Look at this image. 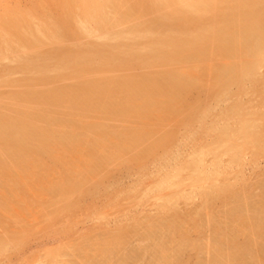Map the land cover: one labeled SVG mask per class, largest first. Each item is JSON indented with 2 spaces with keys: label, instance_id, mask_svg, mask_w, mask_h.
<instances>
[{
  "label": "rangeland",
  "instance_id": "1",
  "mask_svg": "<svg viewBox=\"0 0 264 264\" xmlns=\"http://www.w3.org/2000/svg\"><path fill=\"white\" fill-rule=\"evenodd\" d=\"M137 1L141 0H101L98 4L102 21L98 23L99 27L86 22L87 25H93L87 32L61 35L55 30L51 33L53 38L47 37L41 43L21 38L17 40L16 45H20L17 50L0 48V118L9 124L25 117L29 121L22 119L26 121L30 134L28 140L19 141L24 142L19 143L20 147L16 150L10 145L3 146L0 140V164L3 166L0 167V171H3L0 172V264H264V28H261L264 27V0L242 1L250 5L257 1L256 21H259L255 22V26L259 22L261 27H258L262 33V36L249 33L246 37L239 36L240 30L238 32L232 26L231 32L237 31L236 35L232 32L233 36L231 32H226L229 27L227 29L224 26L225 31L220 28V23L225 19L224 5L230 2L236 6L241 5L238 0L237 3L235 0H207L209 3L205 8L202 3L205 5L206 0H183V4L182 0H167L155 9L158 15L153 14L155 11L149 15L143 8H132L130 3ZM175 1L181 2L175 4ZM200 5L204 13L206 10L209 13L206 11L202 16L199 13L190 14L191 17L187 15L190 9L198 10V6L200 9ZM212 6L214 9L210 8ZM174 8H187L185 13H188L180 11V15L179 9L177 11ZM68 10L69 4L64 0H0V37L4 35L3 19H14L20 13H29L34 15L33 25L40 26L42 18L46 16L53 19L67 18ZM177 13L179 18L184 14L190 18L194 16L195 24H190L192 21L187 23L185 16L181 19L183 24L175 26L178 30L171 27L166 34L169 37L173 35L176 40L181 39L177 38L182 37L181 34L186 37L193 35L192 42V37H187V41L193 43L191 50L186 52L185 57L179 56L178 53H182L186 43V40H181L172 49L177 53L172 51L174 54L170 55V61L167 56H162L156 59L158 63L154 62L153 66L138 65V58L132 56L131 51L128 52L135 44L131 41L139 36L135 30L139 29L141 34H146L147 26L151 29L159 15L175 24L173 19L180 20ZM209 14L214 15L212 17ZM205 15L212 17V22ZM198 21L202 22L201 25ZM142 29H145V33ZM34 31L28 34L30 39L37 36V31V34ZM196 32L200 37L195 36ZM214 33L221 36H216V43L212 39ZM155 36L151 34L153 40L157 39ZM110 40H119L120 56L124 55L100 71L95 67L100 60L98 55L103 52V45ZM182 42L184 44L181 46ZM257 45L260 46V53L254 58L252 53H256ZM224 50L228 53L225 54ZM248 52L250 54L246 58ZM228 54L232 57L229 55L227 59ZM235 55L238 58L235 59ZM34 56L39 58L43 69L21 72V64L25 66L29 62L27 60L36 59ZM90 56L94 57L93 60L96 58V63L91 64L88 71L81 69L88 63L86 59ZM123 57L126 58L123 60ZM133 57L137 58L136 62L132 61L135 60ZM230 57L237 64L235 61L228 62ZM243 58L253 64L246 65L252 67V70L247 69L246 72ZM66 59L80 68L68 70L69 73H63L62 76L54 67L61 66ZM164 59H167L166 62ZM229 64L231 66L227 67ZM239 64L243 66L244 73L241 75L238 72L240 79L237 75L230 78L231 85L226 77L235 70L234 67H237L236 71H241ZM169 71L189 77L194 73L197 75L191 77V83L188 79L187 82L185 78L183 82L181 79V83H190V89L187 88L190 95L187 90L185 92L188 94L187 100L186 94L178 91L177 86L183 85L179 84L180 81L171 79V82L168 78L171 85L174 82L178 84L169 88L166 77H157V81L152 83L145 80L150 74L154 76ZM32 73H35L36 78L37 73L50 76L41 81L44 76L35 80ZM25 78L33 82H27ZM225 78L228 83H225ZM22 79H25L24 82ZM164 82L167 85H163ZM192 82H198L199 85H193ZM238 83L240 86H237ZM135 84L139 87L136 88ZM217 85L227 92L222 91V88L220 92L217 91ZM226 85H229L228 89ZM80 88L87 92L83 93V104L77 102L78 96H81L77 91ZM174 88L177 92L172 90ZM164 93L169 97L162 95ZM179 95L184 101L177 107L176 103L179 104L181 100ZM144 96L148 102L142 107ZM162 98L164 101H161ZM157 101L162 102L160 107V104L156 105ZM135 103L141 108L133 106ZM173 106L175 109L171 108V111L170 107ZM151 107L154 110H150ZM142 108L146 111L143 110L144 115ZM133 110H140V115ZM242 124L247 126L245 132ZM222 131L227 133L221 137ZM249 131L256 132L253 136L258 139H254ZM135 132H142L143 137L140 134L133 136ZM129 141L130 145H127ZM49 149L55 151L51 153ZM5 154L7 156L3 157ZM196 177L203 183L198 180L195 185ZM67 183L70 189L74 184L71 190ZM65 191L69 193L65 195ZM58 198L59 201H56Z\"/></svg>",
  "mask_w": 264,
  "mask_h": 264
},
{
  "label": "bare ground",
  "instance_id": "2",
  "mask_svg": "<svg viewBox=\"0 0 264 264\" xmlns=\"http://www.w3.org/2000/svg\"><path fill=\"white\" fill-rule=\"evenodd\" d=\"M64 1H66L68 4H69V10H68V12H66V13H68L66 16H67V18H65V17H60V18H58V19H53V18H49V17H43L42 18V20H43V22H42V25H40V26H34L33 25V20H32V18H33V16L34 15H32L31 16V14H27V13H20V14H18V15H16V17L14 18V19H10V18H7V19H3L2 21H1V23H2V27H3V31H4V35L2 36V37H0V48H1V50H4V49H7V50H17V49H19V47H20V45L18 46V45H16V43H17V40H21V38H26V39H29V40H31L32 42H34V43H41V42H43L47 37H51V38H53L54 37V35L53 34H51V33H53L52 31H55V30H58L60 33H61V35H65V34H69V33H80V32H87L88 30H89V27L90 26H93V25H95L96 27L98 26L99 27V24H100V20H101V10H100V5L98 4L101 0H64ZM105 0H103V2H104ZM168 2L167 0H141V1H137V2H133V3H130L131 5H132V8H135V7H140V8H143L144 9V11H146L147 13L149 12V15H150V12L152 13L153 11H155V12H153V14L155 13V14H157L158 15V13H156V11L157 10H155L156 8H157V6L159 5V4H163L164 2ZM204 1V0H203ZM219 1V0H218ZM218 1H215V2H218ZM231 1V0H230ZM229 1V2H230ZM236 1V0H235ZM234 1V2H235ZM242 1L243 0H238V2H241V5H238V6H236L235 4H232V2H230V3H226L227 5V7L224 5V7H225V19H224V22H221L220 23V28L221 29H223L224 28V31L226 30L225 29V27L224 26H226V28L228 29V27H229V30L228 31H226L227 33L229 32H231V29H230V26H232L234 29L235 28H237V30H238V32H239V30H240V32L242 33V35H240L239 33V36H241V37H243V36H245V35H249V33L251 34H253V36L254 35H258L259 36V34H260V32H261V30H260V28L258 27V26H260L261 27V25L260 24H258V23H256L257 25L255 26V22H257V21H259V19L256 21V17H258L257 15H258V11L256 10V8H258V7H256V4H257V1L255 2V4H252V5H250V3L248 4V3H245V4H247V5H245V4H243L242 3ZM244 1H246V0H244ZM248 1V0H247ZM246 1V2H247ZM129 2H132V0H129ZM173 2H174V0H173ZM177 1H175V4H179V2H181V1H178V3H176ZM171 3V2H170ZM188 3V2H187ZM206 4L204 5L203 3H202V6L205 8V7H207V3H209V1L207 2V0H206V2H205ZM219 3V2H218ZM235 3H237V1L235 2ZM260 3V2H259ZM258 3V4H259ZM66 4V3H65ZM182 4H183V0H182ZM243 4V5H242ZM67 5V4H66ZM65 5V6H66ZM197 5H199V4H197ZM211 5V4H210ZM212 5H214V4H212ZM217 5V4H216ZM215 5V9H216V7L218 6H216ZM235 5V6H234ZM160 6V5H159ZM172 6V5H171ZM201 5H200V9H199V6H198V10H197V8H193V9H190L188 12H189V14H187L188 12H186L185 13V11L186 10H188L187 8L185 9V10H180L181 8H178L179 9V11H178V9L177 8H174L175 10H177L178 11V13L180 14V11L181 12H184L185 14H187V15H192V14H194L195 15V13H197V15H198V13L199 14H201V16L202 15H204L205 13H206V11H205V13L202 11L204 8L202 7ZM209 6V5H208ZM259 6V5H258ZM261 7H263L262 6V3H261V5H260ZM260 6H259V8H260ZM67 7V6H66ZM107 7V6H106ZM173 7V6H172ZM190 7H193V5H191ZM195 7H196V5H195ZM202 7V8H201ZM219 7V6H218ZM159 8V7H158ZM211 9H214V7L212 6V7H210ZM220 8V7H219ZM218 8V9H219ZM171 9V8H170ZM104 10V9H103ZM162 10V9H161ZM223 10V11H224ZM261 10H263V8L262 9H260L259 11H261ZM67 11V10H66ZM105 11V10H104ZM215 11V10H214ZM216 11H217V9H216ZM194 12V13H193ZM211 12V11H210ZM221 12V11H220ZM174 13V12H173ZM172 13V14H173ZM177 13V14H178ZM183 13V14H184ZM204 13V14H203ZM207 13H209V10L207 11ZM214 13V12H213ZM224 13H222V14H224ZM261 13V12H260ZM263 13V12H262ZM261 13V14H262ZM153 14H151V15H153ZM162 14V13H161ZM176 14V15H177ZM179 14L177 15L178 16V19H180V20H174L173 19V21L175 22V24H173L172 22H169V20H167L168 18H164L163 19V14L162 15H159V19H160V17L162 18V19H160V21H159V19L156 21V23L154 24V23H152V24H154L153 25V27L151 26V29H149L150 28V26L148 27L147 26V28L149 29H147V30H145V29H142L143 30V33H145V31H146V34H141L142 32L139 30V29H137V30H135V32H137L138 34H139V36H138V38L136 37L135 39L134 38H131V39H134V40H132L131 42H133V43H135L134 45H132L131 46V48H130V50L128 49V52L129 51H131V54H132V56H136L137 58H135V57H133V58H135V60H132V61H134V62H136V59H137V63H138V65H140V66H153V64H154V62H157L158 63V60L156 61V59H158V58H160V57H162V56H167V59L170 57V55L174 52V53H177V51H173L172 49L174 48V47H176L177 46V43L179 44V42H181V40L183 41V40H186V43H185V45H183V47H184V50L182 51V53L181 52H179L178 54H180L179 56H181V55H183V57H185L186 56V52L188 51V50H191L190 48L193 46V43H191L192 42V39H193V35L192 36H190V35H188L187 37H188V39H190L191 37V42H188L187 41V37H186V35H184L183 36V34H181V33H183L182 32V30L183 29H185V27L184 28H182V30H181V35H182V37H186L185 39L184 38H182V37H178L177 36V38H181L180 40L179 39H177L176 40V38L174 37L173 38V35H172V37H169L167 34H168V31H169V29L172 27V29H174V27L175 26H179L181 23L183 24V22L181 21V19L182 18H185V16L187 17L186 18V22L188 23V22H193V18H194V16H193V18H190L191 17V15H190V17L189 16H187V15H182L183 17H181L180 16V18H179ZM215 14H217V12L215 13ZM104 15V14H103ZM181 15V14H180ZM210 15V14H209ZM207 16V15H205V17H209L210 18V20H209V18H208V20H209V22H212V17H213V15L214 14H211L212 15V17H210V16ZM264 15V14H263ZM223 16V15H222ZM111 17V16H110ZM154 17V18H155ZM217 17V16H216ZM251 17H252V19H251ZM260 17V16H259ZM13 18V17H12ZM41 18V17H40ZM88 18V19H87ZM155 18V19H156ZM204 18V17H203ZM254 18H255V21H254ZM38 19V18H37ZM72 20V21H70V20ZM155 19H153V21L155 20ZM216 19V18H215ZM263 19H264V17H263ZM107 20V19H106ZM105 20V21H106ZM172 20V19H171ZM200 20L202 21V17L200 18ZM205 20H206V18H205ZM220 21H221V19H219ZM218 19L216 20V21H219ZM262 20V19H261ZM260 20V21H261ZM102 21V20H101ZM152 21V20H151ZM151 21H150V23H151ZM152 21V22H153ZM177 21V22H176ZM184 21V23H186ZM201 21H198L199 22V24L201 25ZM216 21H214V23L216 22ZM226 21V22H225ZM86 22H92V24L93 25H87V23ZM201 22V23H200ZM35 23V22H34ZM99 23V24H98ZM203 23H205V25H207L206 24V22H203ZM216 23H218V22H216ZM224 23V24H223ZM181 24V25H182ZM190 24H192V25H194L195 24V20H194V22L193 23H190ZM1 25V24H0ZM187 25H189V24H187ZM204 25V24H203ZM202 25V26H203ZM209 25V24H208ZM263 25V24H262ZM199 26V25H198ZM212 26V25H211ZM215 26V25H214ZM95 27V28H96ZM146 27V26H145ZM177 27H175V30H178V29H176ZM183 27V26H182ZM194 27V26H193ZM203 27H205V26H203ZM216 27V26H215ZM218 27V26H217ZM254 27H257V28H254ZM188 28V27H187ZM254 28V29H253ZM262 28V30H263V28L264 27H261ZM197 29V28H196ZM208 29V28H207ZM219 29V28H218ZM32 30H35L34 31V33L37 31V33H35V34H37V36L34 38V39H30L29 38V36H28V34L32 31ZM145 30V31H144ZM189 30V29H188ZM200 30H201V26H200ZM203 30H206V28H203ZM233 30V29H232ZM158 33H160V34H158V35H156L155 36V34H157V32ZM174 31V30H173ZM190 31V30H189ZM191 31H194L193 29H191ZM197 31V30H196ZM223 31V30H222ZM66 32V33H65ZM195 32V31H194ZM199 33H200V31H198ZM211 32H214V30L213 31H211ZM211 32H208V33H210L211 34ZM233 32V31H232ZM232 32L230 33V35L231 36H233V34H234V32H235V35L237 34V31H234L233 32V34H232ZM253 32H255V34L253 33ZM56 33V32H55ZM167 33V34H166ZM205 33H206V31H205ZM151 34H154V36L157 38V39H155V40H153L152 39V37H153V35H152V37H151ZM192 34H194V33H192ZM210 34H208L209 36H207V37H209L210 38ZM215 34V33H214ZM219 34V33H218ZM148 35H150V37L148 36ZM212 35H213V33H212ZM33 36V35H32ZM132 36H134V35H132ZM157 36H159V37H157ZM195 36H198V34H197V32H196V34H195ZM203 36H204V34H203ZM216 36H219V38L221 37L220 35H216L215 34V36H214V38H212L213 39V41L215 42L216 40H214L215 38H216ZM260 36H262V33L260 34ZM135 37V36H134ZM139 37H141L140 39H139ZM198 37H200V36H198ZM197 37V38H198ZM237 37V36H236ZM246 37V36H245ZM233 39H234V37H232ZM256 38V37H255ZM257 38H259V37H257ZM115 39V38H114ZM130 39V38H129ZM196 39V38H195ZM254 39V38H253ZM224 39H222V41H223ZM239 40V39H238ZM245 42H247L245 39H243ZM255 40H258V39H255ZM259 40H261V39H259ZM119 41V40H118ZM118 41H116V40H110V41H105L106 42V44L105 45H103L104 46V50H103V52L101 51V53L98 55L99 56V58H100V60L98 61V63H97V66H95V67H97V69L98 70H102L103 68H105V67H107L108 66V64H110V63H113L114 61H116V60H118L119 59V56H120V50H119V48H120V44L121 43H119ZM178 41V42H177ZM212 41V42H213ZM222 41H220V42H222ZM237 41V40H236ZM240 41V40H239ZM249 41V40H248ZM262 41V40H261ZM194 42V41H193ZM195 42H197V39L195 40ZM202 42V41H201ZM224 42V41H223ZM231 42V41H230ZM251 42V41H250ZM20 43V42H19ZM127 43H129V42H127ZM199 43V42H198ZM197 43V44H198ZM216 43V42H215ZM233 43V42H232ZM241 43V42H240ZM254 43V42H253ZM21 44V43H20ZM182 44H184L183 42L181 43V46H182ZM200 44V43H199ZM197 45V47H199L200 45ZM213 44V43H212ZM227 44V43H226ZM228 44H230L229 42H228ZM234 44H235V42H234ZM255 44V43H254ZM253 44V45H254ZM257 44V43H256ZM216 45V44H215ZM214 45V46H215ZM180 46V47H181ZM23 47H24V45H23ZM134 47V48H133ZM196 47V48H197ZM211 47H213L212 45H211ZM210 47V48H211ZM224 47V46H223ZM236 47V46H235ZM238 47H239V45H238ZM242 47V46H241ZM248 47V46H247ZM258 47H259V49H260V46H256V49H255V51H254V49H253V51L254 52H256V53H252V54H254L253 55V57L257 54V53H260V50L258 49ZM127 48V47H126ZM182 48V47H181ZM216 48V47H215ZM225 48V47H224ZM227 49H228V47H226ZM229 48H232V47H229ZM253 48H255V47H253ZM263 48V47H262ZM261 48V49H262ZM101 49V48H100ZM198 49V48H197ZM221 48L219 47V50H220ZM247 49V48H246ZM259 51H258V50ZM0 50V51H1ZM127 50V49H126ZM195 50V49H194ZM216 50V49H215ZM122 51H124V49L122 50ZM173 51V52H172ZM196 51V50H195ZM206 51V50H205ZM225 51V50H224ZM224 51H221L222 53H224ZM234 51H235V48H234ZM236 51H241V50H236ZM251 51H252V49H251ZM250 51V52H251ZM252 51V52H253ZM4 52V51H3ZM99 52V51H98ZM127 52V51H126ZM208 52V51H207ZM226 52V51H225ZM232 52H233V50H232ZM250 52H248V56L246 57V58H248L249 57V54H250ZM6 53V52H5ZM173 53V54H174ZM198 52H196L195 54H197ZM219 53V52H218ZM228 52H226L225 54H227ZM242 53H243V51H242ZM7 54V53H6ZM131 54H130V57H131ZM194 54V55H195ZM199 54H200V52H199ZM203 54V53H202ZM201 54V56H203ZM221 54V53H220ZM231 54V53H230ZM230 54H228L227 55V59L229 58L228 56L230 55ZM239 54H241V53H239ZM251 54V55H252ZM3 55V54H2ZM1 55V56H2ZM11 55V54H10ZM122 55H124V54H121V56L120 57H122ZM128 55H129V53H128ZM185 55V56H184ZM222 55V54H221ZM231 55H233V54H231ZM230 55V56H231ZM237 55V54H236ZM235 55V59L236 58H238V56H236ZM258 55V54H257ZM23 56V55H22ZM177 56V55H176ZM179 56H177V57H179ZM223 56H226V55H224L223 54ZM245 56V55H244ZM260 57H261V54L259 55ZM259 56H256V57H258V58H260ZM35 58H36V56H34ZM34 57H32V58H34ZM40 57V56H39ZM91 57V56H90ZM88 57V59H86L87 61H88V63H86V64H84V66L81 68V69H87V71L88 70H90L89 68L92 66L91 64H94V63H96V58L93 60V58L94 57ZM189 57V56H188ZM196 57V56H195ZM200 57V56H199ZM232 57V56H231ZM230 57V58H231ZM234 57V56H233ZM239 57H242V56H239ZM126 58V57H125ZM124 57H123V60L125 59ZM171 58V57H170ZM170 58H169V60L168 61H170ZM192 58V57H191ZM255 58V57H254ZM69 59V58H68ZM68 59H66V61H64V62H62L61 64V66H56V67H54L57 71H59V73L61 72L62 73V76L64 75L63 73H65L66 74V72L68 71V70H71V69H73V71L74 70H78L80 67H77V65L75 66L74 64H72V61L71 60H68ZM131 59H132V57H131ZM166 59V60H167ZM205 59V58H204ZM203 59V60H204ZM227 59H223V60H226V61H228ZM244 59V58H243ZM257 59V58H256ZM165 60V59H164ZM164 60H162L161 62H163ZM166 60L164 61V62H166ZM198 60V59H197ZM199 60H201V59H199ZM222 60V59H221ZM249 60H251V62H253V60L252 59H249ZM259 60H261V58L259 59ZM1 61H2V59H1ZM27 61H29V62H27V63H25L26 65L25 66H22V64H21V68H20V70H22L21 72H27V73H29V71H34V72H36V71H38V70H40V61H39V58H36V59H31V60H27ZM127 61H129V60H127ZM194 61H196L195 59H194ZM209 61H211L210 59H209ZM235 61V60H234ZM234 61H232V58H231V60L230 61H228V62H234ZM237 61H239L238 59H237ZM242 61V60H241ZM160 62V63H161ZM163 62V63H164ZM225 62V61H224ZM256 62V61H255ZM259 61L257 60V64L259 65V63H258ZM74 63V62H73ZM114 63H116V62H114ZM120 63V62H119ZM130 63V62H129ZM235 63H236V61H235ZM240 63V62H239ZM244 63H246L245 64V67H246V65H248L249 63H248V61L246 60L245 61V59H244ZM243 63V64H244ZM20 64V63H19ZM48 64H50V63H48ZM90 64V65H89ZM169 64V63H168ZM187 64V63H186ZM201 64V63H200ZM237 64V63H236ZM252 63H250L249 65H251ZM257 64H255L256 66H257ZM199 65V64H198ZM241 65H242V63H241ZM253 65V64H252ZM197 66V65H196ZM200 66H202V64L200 65ZM213 66V65H212ZM229 66H231L230 64L227 66V67H229ZM236 66V65H235ZM113 67H115V65H113ZM211 67V66H210ZM242 67V68H241ZM240 67V64H239V69L241 68V71L239 70V71H236L237 70V67H234L233 69H235V70H233L231 73H230V75L229 76H227L226 78H229L228 79V81L230 80V78L232 79L234 76H236L237 75V77L240 79V77L238 76L239 74H243L244 72H243V66H241ZM250 67V66H249ZM255 67V66H254ZM258 67V66H257ZM256 67V68H257ZM18 68V69H19ZM111 68H112V65H111ZM252 67H250V68H248V67H246V72H247V69H249V70H252L251 69ZM4 69V68H3ZM7 69V68H6ZM41 69H43V68H41ZM93 69V68H92ZM182 69H183V67H182ZM209 69V68H208ZM213 69V68H212ZM219 69H220V67H219ZM254 69V68H253ZM7 70H9V69H7ZM13 70V69H12ZM46 70V69H45ZM194 70V69H193ZM215 70V69H214ZM86 71V70H85ZM86 71V72H87ZM179 71V70H178ZM208 71H210V70H208ZM256 71V70H255ZM47 72V71H46ZM80 72V71H79ZM84 72V71H83ZM170 72V71H169ZM180 72V71H179ZM187 72V71H186ZM186 72H184V73H186ZM238 72H240L239 74H238ZM4 73H5V75H6V72L4 71ZM43 73V72H42ZM67 73H69V72H67ZM74 73V72H73ZM92 73V72H91ZM96 73V72H95ZM189 73V72H188ZM187 73V74H188ZM210 73H211V71H210ZM217 73H219L218 71H217ZM224 73H225V70H224ZM223 73V74H224ZM253 73V72H252ZM251 73V74H252ZM33 74V73H32ZM35 74V73H34ZM33 74V76L35 77V75ZM38 74V73H37ZM36 74V76H37V78L38 77H40L41 75H37ZM46 74V73H45ZM44 74V75H45ZM49 74V73H48ZM47 74V75H48ZM71 74V73H70ZM89 74H90V72H89ZM92 74H94V73H92ZM91 74V75H92ZM212 74V73H211ZM216 74V73H215ZM247 74H249V73H247ZM250 74V75H251ZM254 74H255V72H254ZM253 74V75H254ZM8 76H9V74H7ZM12 75V74H11ZM44 75H42V76H44ZM61 75V74H60ZM67 75V74H66ZM72 75V74H71ZM192 75V76H191ZM190 76L191 77H196L197 75H195V73L194 74H191ZM225 75V74H224ZM227 75V74H226ZM244 75H246V74H244ZM4 76V75H3ZM32 76V77H33ZM41 76V77H42ZM50 76V75H49ZM49 76H47V77H49ZM217 76V75H216ZM40 77V78H41ZM46 76H44L43 77V79L41 78H38V80L40 79L41 81H43L44 79H46L47 78ZM67 77H69V76H67ZM157 77H166V80L168 79V78H170V81H171V79H173V81H175V82H179L180 81V85L181 84H183L182 86H177V87H179L178 88V91H180V92H183V93H185L186 92V90H187V93L190 91H188V89H190L189 88V84L191 83V81L193 80V78H191V77H189V75L187 76L186 74H178V73H175V71L173 72L172 71V73L170 72V73H162V72H160V74H156V75H154V76H151V74H150V76L148 75V77L146 76V81L148 82H150L151 81V83L153 82V81H157L156 80V78ZM203 77V76H202ZM210 77V76H209ZM214 77H215V75H214ZM244 77V76H243ZM247 77V76H246ZM23 78H24V76H23ZM36 78V77H35ZM37 78L35 79V80H37ZM64 78V77H63ZM142 78V77H141ZM184 78H185V80L186 79H188V81L190 82L188 85L187 84H184V83H181V79H182V82H183V80H184ZM205 78H207V77H205ZM215 78H217V77H215ZM226 78L224 79L225 80V83H228V82H226ZM242 78V77H241ZM26 79V78H25ZM25 79H22V81L23 80H25ZM34 79V78H33ZM69 79V78H68ZM84 79V78H83ZM123 79V78H122ZM140 78H138V80H139ZM165 79V78H164ZM191 79V80H190ZM202 79V78H201ZM212 79V78H211ZM28 80L29 79H26V81L28 82ZM31 80V79H30ZM29 80V81H30ZM47 80V79H46ZM86 80H87V77H86ZM136 80V79H135ZM166 80H164L165 82H166ZM184 80V81H185ZM200 80V79H199ZM235 80V79H234ZM19 81H21V79L19 80ZM32 81V80H31ZM85 81V80H84ZM83 81V82H84ZM137 81V80H136ZM135 81V82H136ZM139 81H141V80H139ZM163 81V80H162ZM169 80H167V82H168ZM231 81V80H230ZM229 81V83L231 84V82ZM24 82V81H23ZM26 82V83H27ZM33 82V81H32ZM32 82H31V84H32ZM40 82V81H39ZM81 82H82V80H81ZM80 82V83H81ZM89 82V81H88ZM142 82V81H141ZM160 82V81H159ZM162 83L163 85L164 84H166V83ZM172 82V81H171ZM172 83V85L173 84H177V83ZM186 82H187V80H186ZM185 82V83H186ZM199 82V81H198ZM198 82L197 83H195V82H192V84L194 85H199L198 84ZM214 82V81H213ZM235 82H236V84H237V81L235 80ZM20 83V82H19ZM22 83V82H21ZM126 83V82H125ZM145 83V82H144ZM216 82H214V84H215ZM29 84V83H28ZM82 84V83H81ZM80 84V85H81ZM85 84H87L86 82H85ZM84 84V85H85ZM126 84H128V83H126ZM157 84H160V83H157ZM224 84V83H223ZM233 84H234V81H233ZM240 83H238V85L237 86H240L239 85ZM95 85V84H94ZM143 85V84H142ZM144 85H146V83L144 84ZM161 85V84H160ZM159 85V86H160ZM167 85V84H166ZM168 85H169V88L172 86L171 85V83L170 82H168ZM178 85V84H177ZM232 85V84H231ZM134 86H136V84L134 85ZM152 86V85H151ZM159 86H157V87H159ZM191 86V85H190ZM208 86H210V85H208ZM219 85H217V91H221L220 90V88H222L223 87V85H222V83H221V86L222 87H218ZM98 87H100V85L98 86ZM101 87H104V85L103 86H101ZM121 87H123L122 86V83H121ZM128 87H129V84H128ZM128 87H126V88H128ZM137 87H139V86H136V88ZM144 87V86H143ZM152 87H155V85L154 86H152ZM156 87V88H157ZM165 87H167V86H165ZM173 87H174V85H173ZM207 87V86H206ZM227 87H229V85L227 86L226 85V89H228ZM132 88V87H131ZM135 87H134V89H136ZM160 88H163L164 89V87H160ZM168 88V89H169ZM172 88V87H171ZM188 88V89H187ZM198 88V87H197ZM94 89H95V87H94ZM100 89H102V88H100ZM144 89H145V87H144ZM149 89V88H148ZM162 89V90H163ZM165 89H167V88H165ZM191 89H193L194 90V88L192 87ZM210 90H211V88H209ZM223 89V88H222ZM82 90H84V89H82V88H80V89H78L77 91L81 94V96H78V101L77 102H79L80 104H83L84 102H85V94L87 93V92H83ZM87 90V89H86ZM91 90V89H90ZM96 91H97V89H95ZM138 90H139V88H138ZM147 90V89H146ZM150 90V89H149ZM156 90V89H155ZM172 90H176L175 88L174 89H172ZM225 89H223L222 91H224ZM101 91V90H100ZM103 91H104V88H103ZM131 91H133L132 89H131ZM144 91V90H143ZM163 91H165V90H163ZM173 91V92H174ZM204 91V90H203ZM226 92H227V90H225ZM66 92V91H65ZM69 92V91H68ZM123 92V91H122ZM137 92V91H136ZM146 92H148V91H146ZM160 91L158 90V93H159ZM175 92H177V90L175 91ZM180 92H178V93H180ZM193 92V91H192ZM207 92V91H206ZM77 93V92H76ZM83 93H85V94H83ZM90 93V92H89ZM103 93V92H102ZM178 93H176V94H178ZM183 93H181L180 95H182V97H183ZM204 93V92H203ZM212 93H214V92H212ZM71 94V93H70ZM75 94V93H74ZM79 94V95H80ZM83 94V95H82ZM99 94H100V92H99ZM131 94V93H130ZM132 94H133V92H132ZM135 94V93H134ZM144 94H145V92H144ZM148 94H149V92H148ZM175 94V93H174ZM186 94V93H185ZM185 94H184V96H185ZM219 94V93H218ZM217 94V95H218ZM222 94V93H221ZM150 95V94H149ZM162 95H166V98L167 97H169V95H167V93H164V94H162ZM179 95V97H180V99H181V96ZM187 95L188 94H186V100H187ZM189 95H190V92H189ZM25 96V95H24ZM43 96H46V94L45 95H43ZM90 96V95H89ZM88 96V97H89ZM93 96V95H92ZM148 96V95H147ZM172 96H174L173 95V93H172ZM172 96H170V98L172 97ZM41 97V96H40ZM178 97V96H177ZM176 97V98H177ZM189 97V96H188ZM90 98V97H89ZM135 98V97H134ZM144 98H145V96H144ZM143 98V99H144ZM147 98V97H146ZM144 99V101H141V102H144V103H140L141 104V106L142 107H144V106H146L145 104H147V99ZM149 98V97H148ZM150 98H151V96H150ZM149 98V99H150ZM170 98H168V99H170ZM175 98V97H174ZM175 98V100H178V98L176 99ZM126 99V98H125ZM172 99V98H171ZM146 100V101H145ZM160 100V99H159ZM164 101V99L162 98L161 99V101ZM185 100V101H186ZM89 101V100H88ZM138 101V100H137ZM150 101H153V99H150ZM158 102L157 101V104H156V102L154 103V102H152L153 104H156V105H159L160 103L162 104V102ZM171 101V100H170ZM173 101V100H172ZM183 101H184V99H183ZM182 99L181 100H179V104H177L176 103V105H177V107H178V105H180L182 102ZM146 102V103H145ZM178 102V101H177ZM64 103V102H63ZM73 103V102H72ZM124 103V102H123ZM168 103V101L166 102V104ZM172 103H174V102H172ZM149 104V103H148ZM161 104L159 105V107L161 106ZM165 104V105H166ZM127 105V104H126ZM134 105H136V103L135 104H133V106ZM164 105V106H165ZM169 105H171L170 103H169ZM17 106V105H16ZM19 106V105H18ZM47 106V105H46ZM83 106H85V105H83ZM82 106V107H83ZM141 106L140 107H138L137 105L135 106V107H137V109L139 108H141ZM148 106V105H147ZM199 106V105H198ZM26 107V106H25ZM55 107V106H54ZM134 107V108H135ZM163 107V106H162ZM168 107V105L167 106H165V108H167ZM184 107V106H183ZM183 107H181V108H183ZM22 108V107H21ZM85 108V107H84ZM123 108V107H122ZM130 108H131V105H130ZM169 108V107H168ZM167 108V109H168ZM175 109L174 108V106L173 107H170V109ZM194 108H196V107H194ZM86 109V108H85ZM136 109V110H137ZM145 109H149L148 107H145ZM172 109H171V111H172ZM143 110H144V108H142L141 109V111L143 112ZM150 110H154L153 109V107H151L150 108ZM81 111V110H80ZM134 111V113H137L138 114V116L140 115L138 112L140 111V110H138V112L136 111L135 112V110H133ZM165 111V110H164ZM163 111V112H164ZM167 111V110H166ZM170 111V110H169ZM180 111V110H179ZM83 112V111H82ZM141 112V113H142ZM144 112L146 113V111L144 110ZM144 112H143V115H144ZM156 112V111H155ZM162 112V113H163ZM183 112V111H182ZM172 113V112H171ZM5 114V113H4ZM22 114V113H21ZM23 114H25V113H23ZM166 114H167V112H166ZM174 114V113H173ZM77 115V114H76ZM175 115V114H174ZM0 116H2V115H0ZM7 116V115H6ZM199 116V115H198ZM71 117V116H70ZM178 117V116H177ZM3 118V117H2ZM22 118H25V117H20V118H18V119H16L14 122H10L9 124H6V122H3V120L0 118V140L2 141V143H3V146H7V145H10L13 149L15 148V150L18 148V146H19V143H21V142H19L20 140H28V138L30 137V134L28 133L29 131H28V129H27V124H25V122L26 121H23V119ZM66 118H68L67 116H66ZM186 118V117H185ZM15 119V118H14ZM187 119V118H186ZM202 119V118H201ZM24 120H27L26 118L24 119ZM27 121H29V120H27ZM32 121V120H31ZM30 121V122H31ZM178 122V121H177ZM185 122H187V121H185ZM80 123V122H79ZM30 124V123H29ZM31 124H32V122H31ZM35 125H36V122H35ZM184 125H186V123L184 124ZM243 125V124H242ZM241 125V126H242ZM29 127H30V125H28ZM139 126V125H138ZM244 126V125H243ZM242 126V127H243ZM249 126V125H248ZM31 128V127H30ZM63 128V127H62ZM81 128H83V127H81ZM137 128H139V127H137ZM239 128H241V127H239ZM245 128V129H244ZM246 128H247V126L245 125L243 128H242V130H244V132H245V130H246ZM57 129V128H56ZM141 129H143V128H141ZM43 130V129H42ZM77 130V129H76ZM239 129H237V131H238ZM37 131V130H36ZM46 131V130H45ZM129 131V130H128ZM226 131V130H225ZM225 131H222V133L220 134L221 135V137L222 136H224V134H226L225 133ZM32 132V131H31ZM35 132V131H34ZM38 132V131H37ZM244 132H242V134L244 133ZM69 133V132H68ZM72 133V132H71ZM232 133V132H231ZM248 133V132H247ZM249 133H251V136L252 137H254L253 136V134H256V132L255 133H252V132H250L249 131ZM36 134V133H35ZM35 134H34V137L36 138V136H35ZM42 134V133H41ZM44 134V133H43ZM65 134V133H64ZM129 134V133H128ZM135 134L136 135H134V133L132 134L133 136H139V134L141 135L142 134V132H140L139 134H137L136 132H135ZM150 134H151V132H150ZM163 134V133H162ZM161 134V135H162ZM242 134H238V135H242ZM131 135V136H132ZM220 135H218L219 137H217V138H219L220 139ZM229 135H230V133H229ZM7 136V137H6ZM32 137H33V135H31ZM38 136V135H37ZM44 136H46V135H44ZM62 136V138H63V135H61ZM61 136H59V139L61 138ZM147 136H149V135H147ZM146 136V137H147ZM225 136H227V135H225ZM233 136V135H232ZM244 136H246V135H244ZM243 136V137H244ZM251 136H249V137H251ZM41 137H42V135H41ZM40 137V138H41ZM53 137V136H52ZM141 137H143L142 135H141ZM242 137V138H243ZM248 137V136H247ZM247 137H246V139H247ZM43 138V137H42ZM64 138H66L65 136H64ZM68 138V137H67ZM66 138V139H67ZM99 138V137H98ZM150 138V137H149ZM160 138V137H159ZM216 138V139H217ZM226 138H228V137H226ZM229 138H231V137H229ZM245 138V137H244ZM243 138V139H244ZM258 139L257 138V136L256 137H254V139ZM36 139H39L38 137L36 138ZM71 139V138H70ZM102 139H104V138H102ZM126 139V138H125ZM156 139H158V138H156ZM163 139V138H162ZM216 139H214V140H216ZM249 139V138H248ZM247 139V140H248ZM252 139V138H251ZM250 139V140H251ZM30 140H32V138H30ZM35 140V139H34ZM58 140V139H57ZM222 140V139H221ZM52 141V140H51ZM128 141V140H127ZM133 141V140H132ZM160 141V140H159ZM24 142V141H23ZM23 142H22V144H23ZM60 142H62V141H60ZM158 142V141H157ZM37 143V142H36ZM52 143V142H51ZM133 143V142H132ZM163 143H165V142H163ZM27 144H29V143H27ZM35 143H33V145H34ZM40 144V143H39ZM94 144V143H93ZM111 144H113V143H111ZM124 144H126V143H124ZM21 145V144H20ZM127 145H130V141H129V143L127 144ZM133 145V144H132ZM131 145V146H132ZM124 146V145H123ZM137 146V145H136ZM135 146V147H136ZM1 147V146H0ZM20 147V146H19ZM44 147V146H43ZM42 147V148H43ZM48 147V146H47ZM112 146H110V148H111ZM121 147V146H120ZM39 148V147H38ZM45 148V147H44ZM44 148L42 149V150H44ZM116 148V147H115ZM2 149V148H1ZM37 149V148H36ZM40 149V148H39ZM46 149V148H45ZM65 149V148H64ZM98 149V148H97ZM132 149V148H131ZM144 149V148H143ZM158 149V148H157ZM22 150V149H21ZM50 151H51V149H49ZM49 150L47 151V152H49ZM102 150V149H101ZM108 150V149H107ZM116 150H117V148H116ZM116 150H114V151H116ZM130 150V149H129ZM145 150H146V148H145ZM53 151H55L54 149H53ZM53 151H51V153H53ZM70 151H72V150H70ZM96 151V150H95ZM112 151V150H111ZM107 152V151H106ZM129 152V151H128ZM5 153V152H4ZM3 153V154H4ZM12 153V152H11ZM14 153V152H13ZM22 153V152H21ZM20 153V154H21ZM97 153V152H96ZM100 152H98V154H99ZM102 153V152H101ZM111 153H113V152H111ZM126 153V152H125ZM152 154H153V151L151 152ZM2 154V155H3ZM7 154H8V152H7ZM16 154H18L19 155V153H16ZM22 154H24V153H22ZM47 154V153H46ZM55 154V153H54ZM14 155V154H13ZM32 155V154H31ZM78 155H79V153H78ZM89 155H91V154H89ZM95 155V154H94ZM5 156H7L6 154L3 156V157H5ZM15 156V155H14ZM22 156V155H21ZM49 156V155H48ZM53 156V155H52ZM19 158V157H18ZM105 158V157H104ZM142 158V157H141ZM143 159V158H142ZM6 160H8V159H6ZM6 160H5V162H6ZM104 160V159H103ZM139 160V159H138ZM200 160V159H199ZM32 161V160H31ZM87 161V160H86ZM89 163V162H88ZM199 164H201V162L199 161ZM4 165V164H3ZM109 165V164H108ZM5 166V165H4ZM7 166V165H6ZM96 166V165H95ZM0 167L1 168H3V166L0 164ZM25 167V166H24ZM23 167V168H24ZM13 168V167H12ZM20 168V167H19ZM10 169V168H9ZM32 169V168H31ZM35 169V168H34ZM184 169V168H183ZM183 169H182V171H183ZM1 170H3V169H1ZM5 171V170H4ZM15 171H16V169H15ZM34 171V170H33ZM0 172H3V171H0ZM83 172V171H82ZM81 172V173H82ZM25 173V172H24ZM29 173V172H28ZM84 173V172H83ZM27 174V173H26ZM88 175V174H87ZM178 175V174H177ZM175 178H176V176H175ZM79 179V178H78ZM170 179V178H169ZM181 179V178H180ZM33 180V179H32ZM73 180V179H72ZM82 180V179H81ZM198 180L200 181L201 179H199L198 178ZM197 180V177L195 178V181H197V182H195L194 184L195 185H197V183L199 182ZM69 180H66L65 182H68ZM73 181H75V179L73 180ZM167 181V180H166ZM176 181V180H175ZM202 181V180H201ZM40 182V181H39ZM173 182H174V180H173ZM172 182V183H173ZM68 183H70V181L68 182ZM68 183H67V187H68ZM77 183V182H76ZM202 183H203V181H202ZM201 183V184H202ZM65 184V183H64ZM63 184V185H64ZM71 184V183H70ZM85 184V183H84ZM182 184V183H181ZM63 185H61V186H63ZM74 185V184H73ZM72 185V186H73ZM170 185V184H169ZM199 186H200V184H198ZM55 187H57V185H54ZM60 186V188H62ZM66 186V185H65ZM72 186H71V189H72ZM51 187V186H50ZM49 187V188H50ZM75 187V186H74ZM176 187H177V185H176ZM64 188V187H63ZM62 188V189H63ZM69 188V187H68ZM55 189V188H54ZM62 189H61V191H62ZM70 189V188H69ZM68 189V191H70ZM59 190L60 189H58L57 191L59 192ZM64 190H65V188H64ZM40 191V190H39ZM52 191H53V189H52ZM60 191V192H61ZM68 191H65V195L67 194V192ZM74 191V190H73ZM75 192V191H74ZM69 193V192H68ZM58 194H60V193H58ZM70 194H72V193H70ZM63 196V195H62ZM45 197V196H44ZM61 197V196H60ZM59 197V198H60ZM65 197V196H64ZM71 197V196H70ZM59 198H58V200H56V201H59ZM62 198V197H61ZM229 198V197H228ZM55 201V202H56ZM243 205V204H242ZM247 207V206H246ZM1 208V207H0ZM244 208V207H243ZM253 217V216H252ZM228 221V220H227ZM263 226V225H262ZM228 230V229H227ZM228 233V232H227ZM116 242V241H115ZM224 242V241H223ZM223 245V244H222ZM115 246V245H114ZM223 246H225V245H223ZM179 247V246H178ZM221 247V246H220ZM256 247V246H255ZM113 248V247H112ZM225 248V247H224ZM228 250V249H227ZM131 252V251H130ZM164 252V251H163ZM166 252V251H165ZM228 254V253H227ZM103 256V255H102ZM229 256V255H228ZM226 257V256H225ZM163 258V257H162ZM236 258V257H235ZM168 259V258H167ZM220 260H222V259H220ZM225 261V260H224ZM170 262V261H169ZM236 262V261H235ZM218 263V262H217ZM166 264H167V262H166Z\"/></svg>",
  "mask_w": 264,
  "mask_h": 264
}]
</instances>
